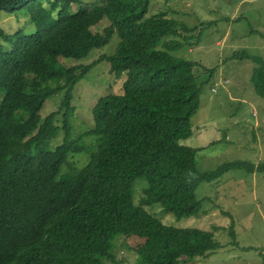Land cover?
Segmentation results:
<instances>
[{
  "label": "trees",
  "instance_id": "16d2710c",
  "mask_svg": "<svg viewBox=\"0 0 264 264\" xmlns=\"http://www.w3.org/2000/svg\"><path fill=\"white\" fill-rule=\"evenodd\" d=\"M152 1L0 0V11L23 10L33 25L27 32L0 27V264H120L121 237L145 239L135 249L138 264H181L222 246L213 231L164 224L145 206L159 203L176 217L205 213L198 183L228 168L261 171L264 159L200 170L197 148L179 143L191 132L213 67L170 53L191 45L199 26L168 16L167 8L148 13ZM113 34L111 53L62 62L86 57ZM238 57L255 63L250 78L263 96L264 60L244 51ZM102 60L121 78V91L92 105L84 132L96 137L92 149L82 133L72 137V91ZM58 93L57 107L41 115L43 102ZM81 152L88 153L83 165L69 161ZM139 178L145 186L134 203ZM228 232L234 236L232 225Z\"/></svg>",
  "mask_w": 264,
  "mask_h": 264
},
{
  "label": "rangeland",
  "instance_id": "374dc122",
  "mask_svg": "<svg viewBox=\"0 0 264 264\" xmlns=\"http://www.w3.org/2000/svg\"><path fill=\"white\" fill-rule=\"evenodd\" d=\"M164 8L169 9L168 16L188 26H199L193 30L191 45H183L170 53L213 67L190 118L191 132L179 139V143L197 148L195 159L200 170L239 160L256 165L264 159V95L256 94L251 82L255 63L238 56L244 51L264 60V0H153L148 13ZM23 12L0 11V27L7 32L33 29ZM106 23H100L93 30H101ZM117 40L113 34L108 43L92 49L86 57L62 62L65 65L89 63L100 54L111 53ZM233 52L238 56H233ZM109 67L105 60L98 62L72 91V137L82 133L80 141L92 149L96 146V137L84 133L92 126L91 107L99 96L121 91V78H115ZM60 97L61 93L48 97L40 114L54 110ZM61 137L62 134L54 143ZM87 156L88 153L81 152L68 158L81 166ZM144 186L143 178L134 182V203L139 202ZM195 196L203 198L201 209L205 213L176 217L159 203L145 206L164 224L213 231L214 239L222 244L206 257L181 261V264H264V169L248 172L242 167L228 168L218 179L198 183ZM230 225L233 237L228 232ZM144 241L139 237L119 238L115 253L120 264H138L135 249ZM105 264L113 263L106 260Z\"/></svg>",
  "mask_w": 264,
  "mask_h": 264
}]
</instances>
